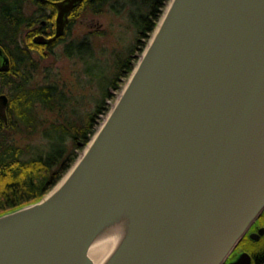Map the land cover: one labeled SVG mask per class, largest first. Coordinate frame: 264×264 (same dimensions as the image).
<instances>
[{
  "label": "water",
  "instance_id": "95a60500",
  "mask_svg": "<svg viewBox=\"0 0 264 264\" xmlns=\"http://www.w3.org/2000/svg\"><path fill=\"white\" fill-rule=\"evenodd\" d=\"M82 1L57 0L34 40ZM150 35L66 173L0 213V264H224L264 211V0H169Z\"/></svg>",
  "mask_w": 264,
  "mask_h": 264
},
{
  "label": "trees",
  "instance_id": "16d2710c",
  "mask_svg": "<svg viewBox=\"0 0 264 264\" xmlns=\"http://www.w3.org/2000/svg\"><path fill=\"white\" fill-rule=\"evenodd\" d=\"M56 1L0 0V44L11 58L10 67L0 70V92L7 91L10 96L8 121L0 115V213L41 198L59 181L77 159L78 149L84 148L96 131L100 114L109 110L106 98L114 96L109 87L118 86L120 75L130 72L134 66L130 56L122 58L114 79L102 88L103 97L94 108L84 117L85 113L77 116L73 107L67 116V104H70L67 94L72 89L68 91L67 84L56 79L33 82L35 71L40 67L37 56H47L53 46L64 41L65 55L87 60L93 55L92 51L85 52L89 39L86 36L78 40L67 38L73 23L87 11L102 13L107 7H116L118 0H83L72 9L61 35L45 43L36 42V33L55 34ZM127 1L134 6L130 15L137 27V49L142 47L139 43L143 37H149L155 28L166 0ZM31 4L35 7L29 12ZM25 29L28 31L23 36ZM73 111L75 117H72ZM43 112H54L55 118L49 129H42L46 146H35V151L26 155L25 147L16 143L14 134H30L38 125L43 126L42 118H37Z\"/></svg>",
  "mask_w": 264,
  "mask_h": 264
},
{
  "label": "rangeland",
  "instance_id": "374dc122",
  "mask_svg": "<svg viewBox=\"0 0 264 264\" xmlns=\"http://www.w3.org/2000/svg\"><path fill=\"white\" fill-rule=\"evenodd\" d=\"M168 1L166 0L163 9H165ZM138 2L140 3L141 0ZM34 7L33 4L29 5L28 11L31 12ZM132 7L134 6H131L127 0H118L116 7H107L102 13L87 11L77 17L67 38L78 40L86 36L89 39L90 45L85 47V52L92 51L93 55L88 56L87 60L65 55L63 53L64 41L59 42L55 47L53 46L52 52L49 51L47 56L40 58L37 56V63L40 67L35 71L33 82L54 81L56 79L60 83H66L68 91L71 87L72 90L67 94V100L70 102L67 104V116L71 114V109L74 107V110H77V116H83L85 113V117L87 112L94 108L97 101L102 99V88L114 79L118 71V63L123 60L122 58L125 59L130 56V61L135 65L143 53L151 35L143 37L139 43V46L142 47L135 48L138 35L134 18L130 15ZM27 31L28 29L24 30L23 36H26ZM129 75L128 71L122 73L118 78V86L109 87L114 94V96L106 98L110 107L120 95ZM108 112L109 110L100 114L96 130ZM40 117L44 121L43 126L38 125L39 127L30 134L26 132L14 134L16 143L25 147L26 155L35 151V146H46L47 140L42 135V129L43 127L49 129L50 125L54 123V112H43L37 116L38 120ZM72 117H75L74 111ZM84 148L78 149L79 155Z\"/></svg>",
  "mask_w": 264,
  "mask_h": 264
},
{
  "label": "flooded vegetation",
  "instance_id": "af4514ba",
  "mask_svg": "<svg viewBox=\"0 0 264 264\" xmlns=\"http://www.w3.org/2000/svg\"><path fill=\"white\" fill-rule=\"evenodd\" d=\"M43 33L46 34L45 31H43ZM2 57H3L2 54H0V70H7L8 68L1 67L3 63ZM262 226H264V211L251 225L250 229L247 231L244 237L233 249V251L231 252L230 256L228 257L227 261L224 264H227L229 261L237 259L243 251H248L251 254L252 256L251 264H264V241H263L264 233L260 236L259 239H254L251 237V232L258 231L259 228Z\"/></svg>",
  "mask_w": 264,
  "mask_h": 264
},
{
  "label": "bare ground",
  "instance_id": "6f19581e",
  "mask_svg": "<svg viewBox=\"0 0 264 264\" xmlns=\"http://www.w3.org/2000/svg\"><path fill=\"white\" fill-rule=\"evenodd\" d=\"M1 45V44H0ZM5 52L9 55L10 54L7 52V50L4 48ZM10 63H11V58H10ZM10 63L8 68L10 67ZM113 240L109 239V240H105V241H101L96 243L93 247H92V254L96 257V258H100L103 255L106 254V252L110 249V247L112 246Z\"/></svg>",
  "mask_w": 264,
  "mask_h": 264
}]
</instances>
